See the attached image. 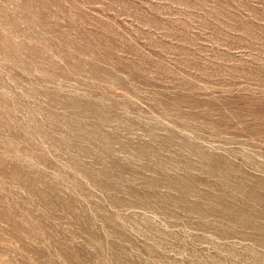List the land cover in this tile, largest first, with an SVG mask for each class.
<instances>
[{
    "label": "rangeland",
    "instance_id": "rangeland-1",
    "mask_svg": "<svg viewBox=\"0 0 264 264\" xmlns=\"http://www.w3.org/2000/svg\"><path fill=\"white\" fill-rule=\"evenodd\" d=\"M0 264H264V0H0Z\"/></svg>",
    "mask_w": 264,
    "mask_h": 264
}]
</instances>
